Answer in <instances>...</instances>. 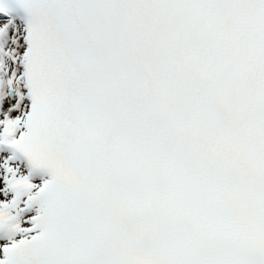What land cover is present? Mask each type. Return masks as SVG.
Returning a JSON list of instances; mask_svg holds the SVG:
<instances>
[{
	"label": "snow or ice",
	"instance_id": "1",
	"mask_svg": "<svg viewBox=\"0 0 264 264\" xmlns=\"http://www.w3.org/2000/svg\"><path fill=\"white\" fill-rule=\"evenodd\" d=\"M0 264H264V0H0Z\"/></svg>",
	"mask_w": 264,
	"mask_h": 264
}]
</instances>
